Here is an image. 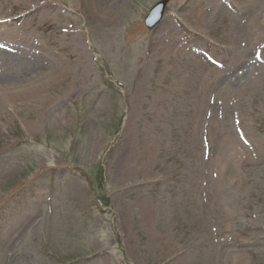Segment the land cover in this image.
<instances>
[{
  "label": "rangeland",
  "instance_id": "1",
  "mask_svg": "<svg viewBox=\"0 0 264 264\" xmlns=\"http://www.w3.org/2000/svg\"><path fill=\"white\" fill-rule=\"evenodd\" d=\"M159 1L0 0V264H264V0Z\"/></svg>",
  "mask_w": 264,
  "mask_h": 264
},
{
  "label": "water",
  "instance_id": "2",
  "mask_svg": "<svg viewBox=\"0 0 264 264\" xmlns=\"http://www.w3.org/2000/svg\"><path fill=\"white\" fill-rule=\"evenodd\" d=\"M168 2L169 0H160L152 7L149 14L145 18V24L150 29L155 28L156 25L161 22L164 15V10Z\"/></svg>",
  "mask_w": 264,
  "mask_h": 264
},
{
  "label": "bare ground",
  "instance_id": "3",
  "mask_svg": "<svg viewBox=\"0 0 264 264\" xmlns=\"http://www.w3.org/2000/svg\"><path fill=\"white\" fill-rule=\"evenodd\" d=\"M196 23L199 24V23H200V20H198ZM197 24H196V25H197ZM189 34H190V36H194V32H193V31H189ZM9 243H10V242H9Z\"/></svg>",
  "mask_w": 264,
  "mask_h": 264
}]
</instances>
